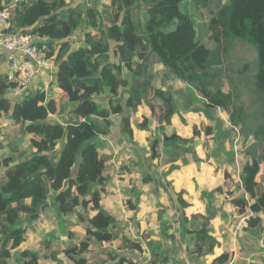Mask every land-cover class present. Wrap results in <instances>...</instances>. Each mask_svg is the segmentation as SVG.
Returning a JSON list of instances; mask_svg holds the SVG:
<instances>
[{
  "label": "trees",
  "instance_id": "16d2710c",
  "mask_svg": "<svg viewBox=\"0 0 264 264\" xmlns=\"http://www.w3.org/2000/svg\"><path fill=\"white\" fill-rule=\"evenodd\" d=\"M10 1L0 0V10L7 8L9 11L7 32L36 36L42 39L37 46L45 44L48 56L56 52L54 84L64 101L47 96L40 88L12 103L6 94L16 89V84L0 74V119L10 114L16 133L29 139L28 154L8 140L6 144L0 142V264H9L11 260L15 264L59 263L57 251L35 252L21 248L27 240L23 227L25 217L39 220L44 204H49L55 218L61 222L62 217L75 211V207L85 208L93 193L92 208L98 214L89 223L95 229L94 236L98 241L103 237L105 240L113 238L108 225L114 219L101 208L99 191L106 182L105 163L109 156L101 152L105 145L101 138L110 133L109 117L120 115L121 140L131 143L134 132L130 113L137 111L143 98L150 117H141L135 126L139 131L146 130L150 120L169 125L176 110L171 94L157 92L151 87L150 56L157 59L168 76L186 85L188 97H183V106L190 108L202 104L203 108L191 109L203 112L206 117L211 116L212 108H220L229 114V123L234 129L248 135L246 111L241 104L234 103L238 98L237 88H234L233 98L222 95L221 99L214 81L220 80L223 74L221 53H227L234 41L239 40L254 48L255 92L264 96V0H227L224 9L217 7L211 12L207 30L214 49L196 39L193 20L180 9L184 0H109L108 4L99 3V9L96 8L98 0H87L75 7L70 0H14L15 3L7 7ZM189 1L196 8H206L213 2ZM141 12L145 16L142 22ZM80 28L84 46L69 50L67 38L70 32ZM111 43L114 44L112 48ZM135 60L139 61L136 72L133 70ZM87 65H91L90 70L96 74L92 84L82 80ZM124 70L131 73L132 79L122 77ZM105 93L109 99H118L116 103L108 100V108L96 100ZM123 95L122 106L119 100ZM157 95L163 107L151 102ZM53 116L61 121L51 122ZM192 133L199 135L196 126ZM210 133L211 128H205V135ZM250 134L255 140L250 145L251 151L256 149L257 154L251 151L245 154L247 161L240 168L248 198L229 193L228 203L238 214H248V227H256L264 217V171L259 181H255L260 165L264 166V120ZM59 143L62 146L54 154ZM162 144L164 150L170 147L184 153L192 152L190 147H185L186 140L178 137ZM5 146L7 153L3 155L1 151ZM177 157L178 153L174 152L163 158V165L170 164L162 185L167 193L170 182L166 177L178 169ZM177 199L181 210L179 226L184 231L189 223L185 215L190 203L180 193ZM42 213L46 216L47 209ZM201 218L202 240L208 236L204 230L205 218ZM167 229L165 225L161 231ZM61 253L80 258L87 249L85 244H72ZM227 260L228 254H222L213 263ZM122 263L120 260L116 264Z\"/></svg>",
  "mask_w": 264,
  "mask_h": 264
},
{
  "label": "crops",
  "instance_id": "0c3cea01",
  "mask_svg": "<svg viewBox=\"0 0 264 264\" xmlns=\"http://www.w3.org/2000/svg\"><path fill=\"white\" fill-rule=\"evenodd\" d=\"M108 2L109 0H101L100 3L108 4ZM82 44H77V47L72 50L83 47L84 45ZM6 71V65L1 62L0 74L4 76ZM163 73L160 82L163 85L162 87H170L169 91L172 92V101L176 107L170 124H157L150 120L146 130L143 131H139L133 126L134 138L129 143L121 140L119 134L121 117L116 125V119L110 115L109 120L115 126H111L110 133L106 137L101 138L105 145L108 143L113 148L110 151L104 145L101 151L109 156L105 163L104 176L108 174L106 166L112 165L110 171L112 180H110V187L106 181L104 188L99 189L101 208L105 212H109L108 206L111 210L109 216L120 223H116L109 230V233L113 234V238L104 242L96 241L87 235L86 230L76 225L77 223L73 221V218L80 219V225L89 228L86 226L89 224L88 219H92L98 213L89 203L86 210H84L86 207H76V212L69 214L70 216L73 215V218L69 217V215L63 218L64 220L68 217L70 219L69 221L67 220L66 228L56 225L34 234L29 229L34 223L42 226L47 221L48 211L51 209L48 204V207L45 208L47 209L46 216H42L43 213L41 212L39 220H30L24 223L27 240L21 244L22 249H29L35 252H47L50 249L59 253L57 257L59 263L40 261L39 264H116L120 260H123V263L136 262L141 264H217L213 263V261L222 254H228V260L221 264H264V217L260 225L248 227L246 224L248 214H238L236 208L228 203L229 193L248 198L241 182L240 168L247 161L248 155L245 154L251 151L250 145L254 144L255 140L249 133V141L243 144L241 140V148L238 147V150L234 151L236 147L231 146V138L234 136L232 134H234V131L238 132L237 136L243 133L230 125L229 114L223 110L221 113L217 108L215 112L212 111L210 117H206L203 112H193L191 109L195 106L203 108L202 104H195L190 108H187L186 105L184 107L182 99L186 97V85L180 84L170 75L168 76L165 69ZM38 84L40 86L43 84L42 86L45 90L51 83ZM38 84L36 85L35 83L32 88L38 86ZM13 91L22 92L16 89ZM165 91H168V88L165 90V88L162 89L160 87L157 92ZM154 98L160 100V103H157L154 99H151V102L163 107L158 95L154 96ZM217 115L226 116L227 120L222 118V122H219ZM145 116L147 118L150 117L149 109ZM53 118L57 119L54 116L50 117V119ZM131 119L133 118L131 117ZM200 125H202L203 131H201ZM193 126H196L199 132L198 136L193 135ZM207 127L211 128V133L205 135L204 128ZM12 128L14 129L15 127L12 126ZM215 128L216 130H214ZM109 137L111 138L110 140L108 139ZM171 137L186 140L185 147H190L193 153H185L184 156L186 157H182L183 155L179 154L181 151L177 150L178 157L175 165L178 166V169L166 177V180L170 182L167 193L162 189V185L164 184L163 176L166 170L169 169L170 164L163 165L162 161L158 162V165V156L153 159L152 154L146 163L144 160L147 158V154L144 153V149L147 148L149 143L151 150L154 141H158L156 151L159 152L160 148L164 150L162 143L170 140H166V138ZM4 140L0 128V142L6 144ZM134 147L138 148V151L142 154L141 158L132 156L131 149H134ZM4 148L7 149L6 146ZM167 149L164 150V156L167 154L173 155L174 152H168ZM172 149L174 151V148ZM251 153L256 155L257 150L252 149ZM188 154H195V162L188 160ZM182 160L186 162L180 163ZM144 162L146 163V171L141 168V164ZM263 171L264 166L260 165L259 173L255 178L256 182L259 181V175ZM129 180L136 188L134 191L128 190L126 195H122V190L125 187H132V184H129ZM170 187L177 197L178 193H180L184 200L190 203L185 215L189 223L185 226L184 231L180 230L181 210L174 203L169 192ZM108 190L113 192V194L109 195L111 198L106 195ZM209 192H213L211 196H203L204 193ZM123 203L126 204V207H124ZM132 206L137 207L135 212H140L135 225L131 222L133 211H131L130 207ZM209 215L211 217L207 221L206 218ZM201 217L205 218L206 229L204 230L208 236L203 237L204 241L203 238L201 240L200 234ZM71 223L75 225L72 226ZM165 225L168 226V229L163 232L161 228ZM75 228L83 237L76 239L77 232L74 231ZM80 228L84 231L80 230ZM89 229L94 232L93 229ZM44 234H46V238L39 239ZM59 240L65 242L61 247H58L57 244ZM29 241L38 243V249L32 250L27 247ZM72 244L76 246L85 244L87 253L80 258L67 257L61 253L62 250ZM9 264H15V262L11 260Z\"/></svg>",
  "mask_w": 264,
  "mask_h": 264
},
{
  "label": "rangeland",
  "instance_id": "374dc122",
  "mask_svg": "<svg viewBox=\"0 0 264 264\" xmlns=\"http://www.w3.org/2000/svg\"><path fill=\"white\" fill-rule=\"evenodd\" d=\"M87 1V0H70L71 6H81L83 5V3ZM101 2V0L97 1L96 4V8H100L99 3ZM227 3V0H213L212 3H210L206 8H196L189 0H184L181 4H180V9L183 13L188 14L191 19L194 22L195 25V32H196V39L203 44L204 46H206L207 48L210 49H214V45L213 43L208 40V30H207V25L210 19V15L211 12H214L216 10L217 7L224 9L225 5ZM101 4V3H100ZM140 19L141 22L144 20L145 16L144 13L141 12L140 13ZM83 27V26H82ZM81 27V28H82ZM77 29L73 32H70L67 40H69L68 42L69 44V50L75 49L77 47V44H82L84 45V42H82L83 40V31L82 29ZM114 46L113 43H111V48ZM78 49V48H77ZM254 48H251L250 46H248L247 44H244L243 42L239 41V40H235L233 43V46L229 49V51L227 53H221V62H222V70H223V74L220 80H215L214 81V88H216V90L219 92L218 94H220L221 99L223 98V96H228L229 98H233L234 96V88H237V93H238V98L234 101V103L237 104H241L243 106V108L246 111V114L248 116V124L246 127V131L248 133V135H250V131L253 128H256L257 126H259L262 121L264 120V96L262 94H260V92H255V83H256V71H255V67H254ZM110 57H111V61H113L112 59V55L110 52ZM4 62V61H2ZM149 62V71H151L154 75H153V80L151 83V87L156 89V91L159 90V88L161 87L162 89L168 88V91H165L167 94H171L172 92L169 91V86L166 87H162V83L160 82V78L161 76H163V71L164 68L159 65L157 59L153 56H150L148 59ZM138 64L139 61L135 60L134 61V67L133 70L134 72L137 71L138 69ZM88 68L86 70V74L84 76V79H82L84 82H86L87 84H92V80L93 78L96 76V74L90 70L89 67H91V65H87ZM122 77L125 79H132V75L131 73H128L126 70L123 71L122 73ZM232 81V83H231ZM43 85V84H42ZM41 85V86H42ZM41 86L38 84V86L33 87L30 90H26V91H22L21 93H17L14 92L13 90H9L6 94V97L14 103L15 100H20L22 99L24 96L30 94L31 92H34L36 89L41 88ZM43 88V86H42ZM44 92L47 94V96H52L55 97L57 99H61L62 101H64L63 96L61 95L60 91L58 90V88L54 85V81L48 86V88H46L44 90ZM223 95V96H222ZM186 97H188V94L186 93L185 95ZM124 99H125V95L120 97L119 103L123 106L124 104ZM154 99V101H156L157 103H160L158 99H155L154 97L152 98ZM96 100L98 101V103H100L101 105H103V107L108 108V100L110 102L116 103V101H118V99H109L108 98V94L105 93L102 96L96 97ZM115 101V102H114ZM146 99L143 98V104L139 107V109L134 112V113H130V116L133 118L131 119V123L132 126H136V124H138L141 120V117L145 114L148 113V107L146 106L147 104L145 103ZM221 113H222V109L218 108ZM213 112H215L217 110V108H212ZM114 117V119H116V125L119 122L120 116H116V115H111ZM219 117V122H222V118H224L225 120H227L226 116H221V115H217ZM113 120V119H112ZM13 120L11 119V115H5L3 117V120L0 122V128H1V135L3 136V138L5 139V141H9L12 144H16L17 146H19V148L26 154H28V143H29V139H27V136H22L20 134L16 133V129L12 128L11 122ZM51 122H60L61 120L59 119H50ZM111 121V120H110ZM112 123V122H111ZM115 126L114 123H112V126ZM227 126V125H226ZM228 128V127H227ZM200 129L201 131H203V127L202 125H200ZM205 129V128H204ZM216 130V128L214 129ZM221 132V131H220ZM238 133V132H237ZM237 133L234 131V136H232V140H231V146L232 147H236L234 149V151H237L238 147L241 148V143L243 141V144L249 141V136H245L243 134H239V136H237ZM109 140L111 139L110 137L108 138ZM242 140V141H241ZM62 144H57V146L55 147V151L54 154H57V152L60 150ZM156 147L155 146V151H156ZM105 148L108 150H112L113 148L106 143ZM148 148V149H147ZM147 148L144 149V153L147 154V158L144 160L146 163L149 161L150 156L152 153V149L150 150V144L148 143ZM5 150L1 151L3 155H5L7 153V149L3 148ZM132 151V156H138L139 158H141L140 151H138V148L134 147V149H131ZM168 152H177V150L172 148H168L167 149ZM157 155L154 156L153 159H156L157 156V163L162 162L163 161V157L165 155L164 150H162L160 148L159 152L156 151ZM181 155H183L182 157H186L184 156L185 153L182 154L179 153ZM169 155V154H168ZM195 156V154H188L187 158L190 162H195V159H193V157ZM196 156H198L196 154ZM142 163L141 164V168L143 169V171H146V163ZM182 161H180L181 163ZM158 163V165H159ZM112 165H107L106 166V171L108 172V174L105 175L106 181H107V185L110 187V180H112V177L110 175V171L112 169L111 167ZM2 171H0V175ZM136 172V170H135ZM137 175V174H136ZM143 175V174H142ZM129 184H132L131 180H129ZM132 187L127 188L125 187L122 192V195H126L128 190H135V186L132 184ZM244 188V187H243ZM245 190V188H244ZM113 194V192L111 190H108L106 195L109 197V195ZM106 196V197H107ZM94 198L93 193L92 195H90V201L88 202L89 205H91L92 207L94 206V203H92V199ZM111 198V197H109ZM124 199V198H123ZM124 202V201H123ZM128 202V201H127ZM124 207H126V204L123 203ZM78 207V206H77ZM80 207V206H79ZM88 207V204H86V208L84 210H86ZM129 207V206H127ZM155 207H157V205H155ZM76 208V207H75ZM107 209L109 210V212L111 211L109 209V207L107 206ZM115 210V208H113ZM132 214V220L131 222L135 225L136 220L138 218V216L140 215V212H135V210H137V207L135 208V206L130 207ZM129 209V210H130ZM139 210V208H138ZM76 211H74L73 213H75ZM85 212V211H84ZM109 212L107 211L106 214L109 216ZM98 214V213H97ZM65 217V216H64ZM64 217H62L61 219V223L59 222V220H57L55 218L54 215V211L52 209H49L48 211V217H47V221L42 224V226H40L37 223H34V225L29 229L30 231H32L34 234H38V232L40 230L44 231V229H50L51 227H55L57 226H63V227H67V222L70 220L69 217L73 218V215H69L68 218H65V220L63 219ZM95 217V216H94ZM93 217V218H94ZM92 218V219H93ZM68 220V221H67ZM91 219H88V223ZM26 221H30V217H25V222ZM73 221H75L80 227H82L84 230H86L87 235H89L90 237H92L93 239H95L97 241V238L94 236V232H92L89 228L93 229L95 231V229L93 228V226L91 225V223H89L88 226L89 228H86L83 225H80V219H76L73 218ZM116 223H119L117 221L114 220V222H110L108 225V228L110 229L111 227L115 226ZM120 224V223H119ZM71 225H75L73 223H71ZM24 227V224H23ZM83 229L80 228V230L84 231ZM75 232H77L76 234V239H79V237H83V235H81L78 231H76V228L74 229ZM43 233V232H41ZM40 233V235H41ZM31 238L33 239V237L31 236ZM46 238V234L43 235V237H39V239H43ZM75 238V237H72ZM106 238V237H103ZM101 239L100 242H104L105 239ZM38 242V241H37ZM58 247H61L62 245L65 244V242L62 241H57ZM27 247L31 248L32 250H36L38 249L39 245L38 243H35V241H29L27 244Z\"/></svg>",
  "mask_w": 264,
  "mask_h": 264
},
{
  "label": "built area",
  "instance_id": "2783aa9c",
  "mask_svg": "<svg viewBox=\"0 0 264 264\" xmlns=\"http://www.w3.org/2000/svg\"><path fill=\"white\" fill-rule=\"evenodd\" d=\"M9 28V11L4 8L0 10V63L4 61L7 67L4 74L7 81L14 82L19 91L32 89L35 83H52L57 67L56 52L48 56L45 44L37 46L42 39L31 34L8 33Z\"/></svg>",
  "mask_w": 264,
  "mask_h": 264
},
{
  "label": "water",
  "instance_id": "95a60500",
  "mask_svg": "<svg viewBox=\"0 0 264 264\" xmlns=\"http://www.w3.org/2000/svg\"><path fill=\"white\" fill-rule=\"evenodd\" d=\"M14 3H15V1H14V0H11L10 3H9V5H7V7L10 6V5H13ZM173 138H174V137L166 138V140H167V139H173ZM158 143H159L158 141H154V143L152 144V148H151V149H152V153H153V154H152V158H154V156L156 155L155 146H156ZM194 159L196 160L195 157H194ZM169 192H170V194H171V196H172V198H173V200H174L175 205H176L178 208H180V207H179V204H178L177 195L175 194V192L173 191V189H172L171 187L169 188ZM46 207H48V204H44V205H42L41 208H40L41 212H43V210H44ZM211 215H212V214H211ZM211 215H209V216L206 218L207 221H209ZM164 235H165V234H164Z\"/></svg>",
  "mask_w": 264,
  "mask_h": 264
}]
</instances>
